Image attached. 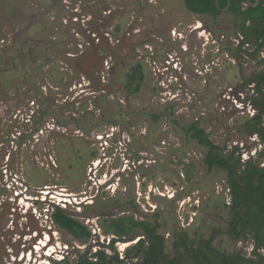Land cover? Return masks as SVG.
<instances>
[{"label":"rangeland","instance_id":"rangeland-1","mask_svg":"<svg viewBox=\"0 0 264 264\" xmlns=\"http://www.w3.org/2000/svg\"><path fill=\"white\" fill-rule=\"evenodd\" d=\"M226 17L230 14L219 20ZM198 21L201 18L192 16L183 0H0L1 81L10 74L4 70L25 68L30 75L35 68V77L29 79L43 85L44 94L63 108L61 120L82 117L88 107L98 125L83 142L87 141L86 151L99 154L92 168L88 160L84 162L88 167L82 178L69 179L66 165L59 177L67 178L61 182L63 188H52L48 197L47 190L40 194L24 169L27 153L30 162L34 153L51 145L49 133L40 132L39 142L31 143L26 156L16 152L14 141L6 145V152L0 151V264H57L69 255L73 258L77 250L96 251L114 238L105 233L104 218L157 220L164 224L169 249L170 232L176 227L208 235L226 224L224 203H230L226 174L208 170L207 148L185 130L198 121L219 145L239 144L245 157L264 152L257 136L239 131L253 109L234 95L236 86L259 68L250 61L241 68L230 64L218 52L226 44L218 42V34L232 38L233 44L234 35L225 26H214L213 36L201 29L209 41L197 38L192 28ZM180 33L189 40L188 54L182 50ZM138 63L144 66L145 86L139 94H130L123 87L124 76ZM23 79L11 78L13 85L2 92L3 98L14 100L11 96ZM246 89L244 98L253 92ZM11 107L0 102L2 133L7 132ZM117 116L121 118L115 129L111 121ZM68 123L70 131H62L66 135L76 130ZM83 125L89 127L90 121ZM24 129L30 132L31 127ZM43 158L40 162L48 166V158ZM37 197L56 198L53 201L87 224L93 231L90 243L55 226L46 205L52 199L40 211L34 204ZM140 236L138 231L134 241L118 242L119 250ZM216 245L228 251L253 248L249 241L226 236Z\"/></svg>","mask_w":264,"mask_h":264},{"label":"trees","instance_id":"trees-1","mask_svg":"<svg viewBox=\"0 0 264 264\" xmlns=\"http://www.w3.org/2000/svg\"><path fill=\"white\" fill-rule=\"evenodd\" d=\"M216 1L185 0V6L193 13L218 17L220 11ZM229 3V9L237 19L235 26L237 36L241 39L239 47L235 48L232 43L229 51L233 58L239 60L243 57L240 54L242 47L248 45L245 50L246 56L259 68L256 73L251 74L249 78L236 86L239 92L249 87L252 89L253 92L244 99L239 96L237 98L245 104L249 103L256 111L254 115L246 116L239 131L250 138L257 136L264 144V57L261 54L264 50V0H261L256 8L250 7L247 0H219L220 7H227ZM19 69L4 71L10 74L5 81L2 82L0 79V89L2 92H8L13 85L10 83L11 78L16 75L24 77L15 88L17 99L12 103L14 108L20 104L29 106V102L33 100V97L29 96L32 89L28 77L30 71L25 68ZM145 76L143 64H135L125 73L123 87L130 94H139L145 86ZM43 107L42 116L50 115V118L52 110ZM85 109L86 114L94 115L88 107ZM72 119L78 121L75 117ZM10 121L9 117L6 120L7 124ZM42 121L43 118H41ZM37 124L34 122L35 126ZM40 129L41 127L35 128L33 133ZM185 132L198 144L207 148L205 162L208 170L217 169L226 174L230 192V203H224L229 214L226 224L213 228L208 235L192 234L189 229L176 227L170 232L169 249L166 232L163 231L164 224L157 220H137L133 216L104 218L101 224L105 233L114 236L109 244L101 245V248L96 251L91 248L86 251L77 250L75 256L72 255L73 258L69 255L61 262H56L57 264H264V165L262 163L264 152L249 155L246 158L239 144L230 147L227 144L222 146L215 143L198 121L189 125ZM96 155L94 150L82 152L75 157V163L67 167L70 169L66 171L67 174L75 172L77 165L93 160ZM26 158L27 178L37 188L47 186L51 182L50 171L35 164L34 161L29 162V159L27 162ZM51 218L54 224L67 231L79 242L88 244L92 240V230L85 223L69 215L65 209L56 206L51 212ZM138 231L142 232V238L123 252L120 251L117 243L134 240V235L138 234ZM221 236L229 237L235 242L249 241L253 248L250 252L228 251L216 245Z\"/></svg>","mask_w":264,"mask_h":264},{"label":"flooded vegetation","instance_id":"flooded-vegetation-1","mask_svg":"<svg viewBox=\"0 0 264 264\" xmlns=\"http://www.w3.org/2000/svg\"><path fill=\"white\" fill-rule=\"evenodd\" d=\"M255 2H253V3H255ZM183 3H184V6H185V0H183ZM247 4L250 6L248 0H247ZM217 7H218V9L220 11V14L218 15V17H214L211 14H197V13H193L190 10H188L186 8V6H185V9L192 16L201 18V21L200 22L198 21V23L195 26H193V28H192L193 30L192 31L196 34L197 38H204L205 41L206 40L209 41L210 39L206 38L204 36V34L201 33V29L205 28L204 30H210L209 33L211 34V36H213L212 32H211L212 31L211 30L212 27H214V26H225L226 28H228V33L229 34L231 33L232 36L234 35L235 42H234L233 46L235 48L239 47V45L241 44V39L238 38L236 30L233 33L231 32L232 28H236L235 26H236V20L237 19H236V16L229 9L230 8V3H229V5L227 7H220V5L217 6ZM252 8H256V7H252ZM227 13L230 14V17H226L223 21H220L219 20L220 17L223 16L224 14H227ZM204 17H206V18L208 17L207 19H210V21L209 20H207V22L204 21L203 20V19H205ZM214 35H216V33ZM218 36H219L218 38L220 39L218 42L221 43V42L224 41V43H226L224 46H222L219 49L218 52L224 53L226 55V57H227V59H228L230 64L232 62L233 65L239 66V68H241L242 66L246 67L247 62H249L248 57L246 56V53H245V50H247L248 45L247 46L245 45L244 47H242V51L240 52V54L243 57H241V59L237 60V59L232 57L231 52L229 51V49H230L229 46L232 45V42H231L232 38L231 39L227 38L226 35H219L218 34ZM178 38L180 39V41L182 40V42H183L182 44H184V46L182 45V50H184L185 53L188 54L187 44H188L189 40L186 39V36L183 35L182 33H180ZM36 46H39V43H36ZM31 49L33 50V48H31ZM261 54H262V57H264V50L262 51ZM4 71H6V70H4ZM4 71H3V73H5ZM34 72H35V68H32L29 78L30 77H33V78L35 77ZM32 81L33 80L29 79V83H30V85L32 87L29 96L31 98L33 97V100L31 101V103L29 102V106H26L24 104L16 105V108L11 107V110L8 112V115H9L11 121H10V123H8L7 132H3V133H2V131L0 132V146H1L0 151H2V152L5 151L6 152V150H7L5 148L6 145H9L8 144L9 142H13L14 141L16 143V147H17L16 148L17 149L16 152L21 151L22 154L27 153L25 150L26 149L29 150L30 146H32L31 143L39 142V140H38L39 137L38 136L41 135V134L39 135L40 132L43 133V130H45V132L47 134L49 133V136L50 135L51 136H50V138L48 137L47 141H48V143L51 142V145L49 144L48 146H45L46 147L45 148L46 151L44 150L42 153L41 152H39V154L34 153V157H33V159H34L33 161L35 162V164H37V165H39L41 167H44L47 170L51 168L50 169L51 176L55 180L59 181L58 183L56 182L57 184L55 186H57V187L54 186L55 182H53V181H55V180L52 179L51 182L47 184V186H45L44 188H39V190H38L39 192L40 191L44 192L45 190H47L45 192L46 193L48 192L46 195L49 197L52 194V192H53L52 188L53 189H57V188H61L62 189L63 188V186H62L63 184L61 182L66 181L67 178H66V176L64 178L65 180L62 179V178L61 179L59 178L61 175L64 176V172H61V171L66 167L67 164H69L67 166V167H69L70 165L75 163L74 162L75 161V157L81 155L82 152H85L87 150V141L83 142V140L86 137H88L89 135H91V131L92 130L95 131L94 127H95L96 123L98 125V120L96 121V116H94V115L92 116L90 114H86V112L82 115V117L81 116L78 117V116L73 115V116H70L69 120H66V121L65 120H61L60 119L61 111L59 113V110H62L63 108H61V107L57 108L58 106H56L54 98L52 96H50V95H45L44 94V90H43L44 86L43 85H39L35 81H33V82ZM244 91H240L239 92V90L236 89L235 92H234V95L236 97L239 96L241 99H244V97H243L244 96L243 95ZM11 97L14 100L9 101V99L6 100L5 98H3L2 90L0 89V102L6 103L7 106L9 107L11 105H9L8 103L12 104L17 99V96H11ZM42 103H43V105H41ZM72 105L74 107V104H72ZM43 106H45V108H50L52 110V111H50V114H52L50 118H49L50 115H47L45 117L42 116L41 109H42ZM8 110H9V108H8ZM119 113L122 114V112H119ZM255 113H256V111H255ZM72 117H75L76 119H78V121L76 122V120H73ZM41 118H43L42 122H41ZM44 118H46V119H44ZM120 118H121L120 116H117V118H115L114 120L111 121V125H112V127H115V129H116V127H118V125L120 123ZM44 120H45V123H44ZM50 120H52V122L54 123L53 125H51V121ZM68 121L74 123L76 130L74 132L66 135L65 132L70 131V125H69ZM84 121L87 122V123L90 121V126L87 127L86 125H83ZM34 122L38 123L36 125L37 127H41V129L35 131V133H33V131L37 127L34 125ZM49 122H50V124H49ZM26 126H30L31 127L30 132H28L26 129H24ZM62 131H65V132H62ZM57 133H58L59 136L56 135ZM36 135H37V137H36ZM55 135H56V137H55ZM260 142H261V140H260ZM27 143H30V144L25 146V144H27ZM261 144H262V142H261ZM262 145H264V144H262ZM12 152H14V151H11V155H12ZM28 155L29 154L27 153V156L26 155L25 156L28 158L29 157ZM86 155H85V157H86ZM32 156H33V153H32ZM41 157H45V158L42 159L44 161L48 158V160H47L48 161V166H46L44 162H40ZM61 157H62V159H61ZM98 157H99V154L97 153L96 157L93 160L89 161L90 162V164H88L89 165V169L93 167L94 163L99 159ZM62 162H63V164H62ZM84 162L81 165H77L76 166L77 170L74 172L73 175H71V173H69V179H72L73 176H74L75 179L76 178H82L83 171L87 170V167H88ZM63 166H64V168H63ZM48 167H50V168H48ZM53 171L57 172L58 174L55 175V172H53ZM25 173H27V169H26V171L24 169V175H25ZM41 192H40V194H43ZM0 194H1V192H0ZM48 199L49 200L52 199V200L47 202ZM48 199L40 200L37 197V199L34 200L35 201L34 204H37L38 205L37 209L41 211V210L44 209L43 204H46V202H47L46 205L49 206V208H48L49 210L47 212H49V218L51 219L52 222H53V220L51 218V212L54 211L56 206L65 209V211L68 213L66 207L64 208V207H62L61 204H57V201H53L54 198H48ZM54 200H56V198ZM63 204H65L67 206L69 204V202H67V201L63 202ZM69 215H71V214H69ZM71 216H73V215H71ZM53 224H54V222H53ZM54 225L57 226L56 224H54ZM141 238H142V236H140L139 239H141ZM139 239L136 242H134V244L137 243L139 241ZM134 240H131V241H128V242H132ZM130 245H133V243L130 244ZM61 261H59V262H61Z\"/></svg>","mask_w":264,"mask_h":264},{"label":"water","instance_id":"water-1","mask_svg":"<svg viewBox=\"0 0 264 264\" xmlns=\"http://www.w3.org/2000/svg\"><path fill=\"white\" fill-rule=\"evenodd\" d=\"M248 2L251 7H257L260 4L261 0H256L255 3H253L252 0H248ZM216 4L217 6H219V0L216 1Z\"/></svg>","mask_w":264,"mask_h":264},{"label":"built area","instance_id":"built-area-1","mask_svg":"<svg viewBox=\"0 0 264 264\" xmlns=\"http://www.w3.org/2000/svg\"><path fill=\"white\" fill-rule=\"evenodd\" d=\"M251 109H253L252 107H251ZM252 110H250V112H251ZM251 115H254L255 114V110L253 109V112H251L250 113ZM247 158V157H246Z\"/></svg>","mask_w":264,"mask_h":264},{"label":"bare ground","instance_id":"bare-ground-1","mask_svg":"<svg viewBox=\"0 0 264 264\" xmlns=\"http://www.w3.org/2000/svg\"><path fill=\"white\" fill-rule=\"evenodd\" d=\"M126 246H127V244H126Z\"/></svg>","mask_w":264,"mask_h":264}]
</instances>
